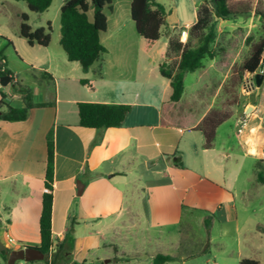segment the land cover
I'll list each match as a JSON object with an SVG mask.
<instances>
[{"label":"crops","instance_id":"0c3cea01","mask_svg":"<svg viewBox=\"0 0 264 264\" xmlns=\"http://www.w3.org/2000/svg\"><path fill=\"white\" fill-rule=\"evenodd\" d=\"M113 1L112 11L106 14L107 29L100 36L105 53L86 73L77 63L67 61L60 35L56 44L51 38L47 47L30 46L21 55L25 72L46 81L37 100L35 90L30 89L33 103L45 106L30 109L23 121L0 120L1 241L10 251L39 245L46 140L52 132V247L42 262H23L153 264L156 255H165L172 260L164 264H184L206 256L212 247V264H239L244 258L261 263L264 217L260 209L250 208L253 194L236 191L234 183L246 164L254 161L256 171L259 162L264 164V85L258 96L255 93L256 101L241 112L237 105L228 104L231 97L227 93V86H234L232 67L239 65L228 39L235 31L251 39V44L243 45L249 57L251 45L263 37L261 23L252 14L229 29L215 30L211 44L215 57L203 59L202 68L194 72L202 87L190 94L191 102L199 104L197 93L216 85L209 105H198L195 114L175 110L171 125L164 126L171 90L158 68L172 60L175 65L180 58V52L169 48L171 37L182 46L187 42L196 46L197 39H189L188 31L196 22L198 7L211 1L195 8V20L186 22L184 30L164 26L154 43L136 33L130 15L132 0L125 1L126 10L120 14ZM225 21L215 19V28ZM221 35L227 38L226 46L216 47ZM6 67L10 71L7 62ZM185 81L186 76L182 99H187ZM0 101L12 106L3 93ZM79 103L123 104L131 106V111L121 127L86 129L78 125ZM211 109L229 117L215 129L212 146L206 149L204 135L195 127ZM78 181L84 185L80 195ZM210 187L219 190L212 192ZM197 212L207 236L192 251L184 246L183 231L191 229ZM214 228L218 238L210 235ZM230 232L232 242L228 244L224 238Z\"/></svg>","mask_w":264,"mask_h":264},{"label":"trees","instance_id":"16d2710c","mask_svg":"<svg viewBox=\"0 0 264 264\" xmlns=\"http://www.w3.org/2000/svg\"><path fill=\"white\" fill-rule=\"evenodd\" d=\"M24 2L31 13H42L51 5L52 0H14ZM92 10V20H89L88 12ZM112 11V0H64L59 10L60 39L59 45L66 55L68 62L77 63L82 72L101 60L105 48L100 42V36L107 29L106 14ZM168 11L157 0H132L130 5L131 20L136 33L148 43H154L161 37V29L166 26ZM254 15L262 25L263 37L251 45V53L240 66L232 67L231 83L235 86L242 81L245 74H256L261 66L264 54V0H211L210 4H201L197 9L196 22L189 28V39L196 38L197 44L191 47L190 43L181 45L174 37L169 39V48L180 52V58L175 65L161 64L160 75L169 80L171 94L169 97V109L162 120V125L169 126L175 110L195 114L197 106L209 105L210 97L215 93L212 87L206 92H198L199 104L193 105L187 99H182L184 92V78L187 74L194 73L202 68L203 59H213L215 52L211 44L216 38L215 19L228 20L236 17H249ZM19 37L29 46L47 47L51 41V25L47 28L32 29L28 25V16H20ZM248 44V39H246ZM262 85H264V71ZM46 74V73H44ZM47 75V74H46ZM82 85L87 84L80 80ZM8 87L10 95L20 100L22 107L14 108L5 104V109L0 112V120L7 122H19L27 118L28 112L34 107H42L44 104H34L32 91L13 78V74L6 67L5 58L0 54V88ZM196 103V102H195ZM4 103L0 101V110ZM180 105L177 109L176 106ZM131 111V106L123 104H77L79 127L93 130H105L121 127L125 118ZM229 117L228 113H222L211 109L195 128H199L205 138L204 147L211 148L215 137V129ZM47 158L44 176L45 192L42 195V208L38 221L40 242L36 249L41 251L45 259L49 256L52 247L51 240V208H52V181L54 170V146L53 135H47ZM256 182L264 185V164L258 163ZM8 254L0 252L1 261H7ZM170 256L156 255L153 264H164L171 261ZM77 264V263H73ZM239 264H261L251 258L241 259Z\"/></svg>","mask_w":264,"mask_h":264},{"label":"rangeland","instance_id":"374dc122","mask_svg":"<svg viewBox=\"0 0 264 264\" xmlns=\"http://www.w3.org/2000/svg\"><path fill=\"white\" fill-rule=\"evenodd\" d=\"M64 0H52L51 5L49 8L42 12V13H31L28 11L26 4L24 2H16L14 0H0V54L5 58L7 62V66L14 76L16 77L17 81L21 84H24L30 89L35 90V99L39 98V95L43 94L45 89L46 81L36 73H32L30 71L25 72V67L22 64V57L24 55V50L30 51L32 47L27 45V43L19 37V27L21 23V13H25L28 16V25L34 30L38 28H47L48 23L51 25V38L53 44H56V40L58 35H60V24H59V5ZM126 0H114L113 5L117 13H124L126 10L125 5ZM163 5L165 6L166 10L168 11V16L166 19V25L172 26L178 31L184 30L185 23L189 21L195 20V8L198 7L204 1L209 0H160ZM211 1V0H210ZM210 3V2H209ZM89 20H92V10L88 12ZM242 21V17H238L235 19L227 20L221 24H217L215 30L219 28L222 29H229L232 27L233 24ZM177 31V32H178ZM177 34V33H176ZM227 38L225 35H221L218 40V46H226L225 40ZM246 39H248V44H251V39L248 37L244 38L239 31H235L231 36V46L235 51L234 58L236 59L237 66H240L246 57H248L249 49L247 50L245 47L248 45L246 44ZM245 45V47L243 46ZM36 48V47H34ZM211 48H215L211 46ZM242 61V62H241ZM175 62L174 60L170 61V64L173 65ZM264 71V69H263ZM246 75V74H245ZM244 75V76H245ZM252 75V74H251ZM198 73H190L186 75V98L191 102L190 94L194 92L195 89H201L202 85L199 82H196L198 79ZM214 75V79H215ZM244 76L242 81H238L235 86H227L229 87L228 92L231 100L228 102L229 105H237L239 107L240 112L243 108L256 101L255 93L256 89L254 88V80L251 76L246 77L244 80ZM211 78V77H210ZM212 80V78H211ZM213 84V82H212ZM262 86V85H261ZM226 85L222 87V93L226 90ZM235 87V88H234ZM216 85L212 86V91L215 92ZM264 90V88H263ZM0 93H3L9 99L8 103L11 102L12 106H17L20 103L19 100L13 98L9 93L8 87H1ZM195 95V92L193 93ZM258 96V93H257ZM19 102V103H18ZM192 103V102H191ZM193 105L197 106V103H192ZM5 109V104L2 105L0 110L3 111ZM195 111H197L195 109ZM246 111V109H245ZM249 113H247L248 115ZM255 162L251 161L250 164H246L243 166V170L241 171L240 175L237 177L234 183V189L236 191L239 190H249L253 195L252 199L250 200V208L252 209H260V216L261 218L264 217V185L259 184L256 182V168ZM258 165V164H257ZM207 186V185H206ZM200 189L199 187L197 188ZM208 190L205 187L206 191ZM210 191L216 192L219 189H215V187H210ZM1 213V211H0ZM195 220L193 222V226L190 230L184 228L183 231V242L184 246H187L186 249L189 247L190 250L195 251L196 248H200L203 240H205L207 236L206 228H203L199 225V221L197 220L200 217L199 212H197L195 216ZM219 232L216 231V228L212 230L210 233L213 237H219ZM232 233L224 238L228 244L232 242ZM263 244H264V237H263ZM9 246L7 245V249L9 250ZM10 251V250H9ZM213 255V248H209V252L204 257H199V259H195L194 257L184 264H204L205 258H210ZM212 259L208 261V264H212ZM261 264H264V257H260ZM22 264H28L23 261H18ZM42 262V261H37ZM1 264H7L1 261ZM172 264H180L179 261L172 263Z\"/></svg>","mask_w":264,"mask_h":264},{"label":"water","instance_id":"95a60500","mask_svg":"<svg viewBox=\"0 0 264 264\" xmlns=\"http://www.w3.org/2000/svg\"><path fill=\"white\" fill-rule=\"evenodd\" d=\"M263 69H264V54L258 72L253 75L248 74V76H251L254 80V88L256 89L257 93L259 92V89L262 85ZM250 111H251V107H248L245 111V114L249 113ZM76 188L78 195H80L84 188V185L80 181H78ZM0 252H4L8 254L7 264H15L17 261H25V262L42 261L45 258L44 254L41 251L31 247L9 251L5 246V244H3L1 239H0Z\"/></svg>","mask_w":264,"mask_h":264},{"label":"built area","instance_id":"2783aa9c","mask_svg":"<svg viewBox=\"0 0 264 264\" xmlns=\"http://www.w3.org/2000/svg\"><path fill=\"white\" fill-rule=\"evenodd\" d=\"M9 242H11V240H9Z\"/></svg>","mask_w":264,"mask_h":264}]
</instances>
